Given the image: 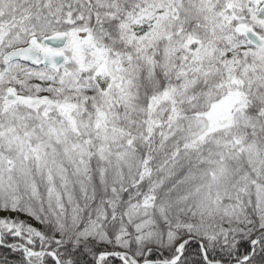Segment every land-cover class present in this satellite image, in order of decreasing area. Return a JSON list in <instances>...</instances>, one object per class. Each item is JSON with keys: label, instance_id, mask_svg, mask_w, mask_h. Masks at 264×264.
<instances>
[{"label": "snow or ice", "instance_id": "snow-or-ice-1", "mask_svg": "<svg viewBox=\"0 0 264 264\" xmlns=\"http://www.w3.org/2000/svg\"><path fill=\"white\" fill-rule=\"evenodd\" d=\"M0 264H264V0H0Z\"/></svg>", "mask_w": 264, "mask_h": 264}]
</instances>
